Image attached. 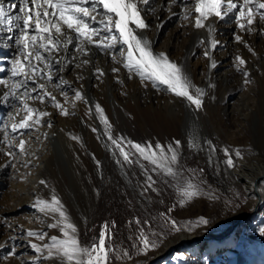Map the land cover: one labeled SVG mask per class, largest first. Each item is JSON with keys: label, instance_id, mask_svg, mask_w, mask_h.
<instances>
[{"label": "bare ground", "instance_id": "bare-ground-1", "mask_svg": "<svg viewBox=\"0 0 264 264\" xmlns=\"http://www.w3.org/2000/svg\"><path fill=\"white\" fill-rule=\"evenodd\" d=\"M2 2L7 6L11 3H17V0H2ZM168 4L169 0H150L148 5H140L142 14L150 28L139 34L152 42L155 52H166L171 59L184 66L194 84L207 93L203 97L204 106L200 110H196L187 101L176 98L166 91L153 88L150 83L146 87L141 83L138 76L133 75L129 79V73L122 64L113 63L110 55L98 52L94 48L90 49L94 52H91L92 55L94 54L93 56L81 57L77 55L76 59L68 64L63 72H54L56 77L54 83L59 84L60 89L67 93V100L65 96L61 95L60 90L53 89L51 84L48 85V88L53 91L57 100L68 109L70 114L63 116L51 104L29 101L32 106L51 113L49 117L43 119L50 121L52 126L48 127L47 124L37 126L32 129L30 135H25L23 138L28 141L26 154L18 155L12 159L9 166L5 167L4 165L8 164L10 158L0 153V189L5 182H10L12 187L9 198L0 203V244H5V247L0 248V264H32L35 257H39L36 264H56V261L40 256L31 247L33 241L26 235V230H33L29 222L37 220V216L40 215L38 208L34 205L37 198L42 199V189L47 190L50 196L49 200L54 190L55 195L64 204L70 219L76 223L79 230L78 218L85 222V213L87 212L85 208L92 204L91 198L99 193L98 188L93 185L95 181L92 182V175L87 162L91 161L95 166V173L101 178L109 175L107 169L110 158L125 174L126 167L122 165L123 158L119 156L118 150H115L114 154V146L108 140L105 134V126L95 110L97 103L104 109L105 115L112 125L113 137L123 136L126 139L141 143L159 141L164 145L180 140V159L184 151V142L181 138L176 137L175 124L179 121L187 147H189L190 138H194L199 145L194 148L190 147L192 153L205 154L212 165L223 170L230 180H233L237 185H243L245 192L255 197V200L250 204L252 210L264 204V161L255 160L256 162L250 165L242 164L240 166L233 157L235 167L229 168L223 152V149L227 147L226 144L219 147L205 122L207 117L205 104L209 107L208 113H210L219 99L224 105L222 108L223 119H226L230 124L234 121L233 117L240 115V111L245 108L242 100L233 102L237 85L229 87L230 91L222 99L221 94H215L214 87H209V85L215 86V78L220 70H225L224 73L229 71L228 77L236 75V68H231L235 62L234 57L236 55L242 57L246 51L243 52L244 44L235 42L234 34L241 35L245 41L249 34L260 45H264V31H262L264 30V22H258L253 26V31L247 33L241 31L234 23L235 13L229 14L223 20L211 17L205 21L206 25L214 28V38L220 42L215 51L211 52L212 58L217 62L216 68L213 69L210 67V60L203 55V52L209 47L207 27L195 29L191 20L185 21L172 15V13L182 11L179 6L169 8ZM158 25L161 26L158 27ZM9 35L14 37L15 33L9 34L0 31V69H4L0 72V79L10 75V61L18 54L15 40H9ZM201 39L205 40L204 45L200 44ZM161 40L163 44L158 46ZM221 48L225 50L216 54V51ZM82 59H89L91 62L77 68L75 65L80 63ZM97 67L104 72V75L99 79L96 78L95 73ZM113 67H118L120 71L113 73L111 70ZM60 77L67 81V84H61ZM118 81H122V83ZM77 90L83 94L84 101L74 99V93ZM3 91L4 89L0 87V95ZM109 105L110 111H108ZM173 106H177L175 111H173ZM9 111L15 112V109L11 105L0 104V126L3 125ZM125 116H128V119L129 117L133 118L136 125L144 131L146 134L144 139H135L124 124V127L119 125L120 118L124 119ZM240 116L244 117V121L247 118V115L241 114ZM19 118L17 117V119ZM257 120L255 119L253 123L254 134L258 129ZM114 122L119 128L118 136L114 132L116 125ZM160 127L169 131L172 139L159 138L155 134L156 132H153ZM93 128L97 131L93 132ZM13 135H18V133ZM215 136L219 139L220 134L217 132ZM72 137H78V139ZM2 139L3 136L0 135V140ZM207 141H211L215 145L216 151L210 152ZM122 146H125L127 150V145ZM13 151H17V149L14 148ZM117 159H120V164L116 162ZM96 161L100 162L99 166ZM41 180L46 181V186L40 183ZM20 214H24L22 216L28 218L19 219L17 217V219L16 216ZM244 220L245 218L241 217L236 224H234L235 221L230 222V230L218 235L183 236L174 244L168 245L161 253L155 255L151 261L161 257L169 249L179 244H181L180 249L191 247L198 251L204 247L222 244L228 236L232 235L231 231L238 227L237 224H242ZM79 235L80 230L78 231ZM242 241L243 239L239 237L234 242L242 245ZM13 248L15 249V256H7ZM174 251L172 250L169 255ZM250 252L251 264H264V247L260 249L252 247Z\"/></svg>", "mask_w": 264, "mask_h": 264}, {"label": "snow or ice", "instance_id": "snow-or-ice-1", "mask_svg": "<svg viewBox=\"0 0 264 264\" xmlns=\"http://www.w3.org/2000/svg\"><path fill=\"white\" fill-rule=\"evenodd\" d=\"M149 3L150 0H17V3L5 6L0 0V31L15 33L14 37L9 35L8 39H14L18 48V54L10 61V75L0 79V87L4 89L0 95V104L11 105L15 109V112L7 113L3 125L0 126V135L3 136L0 140V153L10 158L5 167L18 155L26 154L28 141L23 138L25 135H30L32 129L37 126L44 124L52 126L50 121L43 119L49 117L51 113L32 106L29 101L51 104L63 116L70 114L57 100L53 91L49 90L48 85L51 84L53 89L60 90L61 95L67 100V93L60 89L59 84L54 83L56 79L54 72H63L77 55L88 57L92 48L110 55L113 63L122 64L129 73V79L133 75L138 76L146 87L150 83L153 88L187 101L196 110L204 106L203 97L207 93L194 84L184 66L171 59L166 52H155L152 42L139 34L150 28L140 7L141 4ZM172 6H179L182 9L180 13L172 15L185 21L191 20L195 29L207 27L209 47L203 55L210 60V67L213 69L216 68L217 62L212 58L211 52L215 51L220 42L214 38V28L206 25L205 21L211 17L223 20L229 14L235 13L234 23L241 31L247 33H251L253 26L258 22H264V0H169L168 7ZM234 40L244 44L248 51L255 55L241 35L234 34ZM200 44L204 45L205 40L201 39ZM234 60L237 62L236 71L245 77L244 83H251L249 73L245 70L246 60L240 55H236ZM90 62L89 59H82L75 66L80 68L81 65H88ZM111 70L113 73L120 71L118 67ZM2 71L4 69H0V72ZM95 73L97 79L104 75L99 67L95 69ZM59 79L61 84H67L62 77ZM209 87L214 85L210 84ZM74 99L85 100L78 90L74 93ZM95 110L105 126L108 140L114 146V154L115 150H118L124 162L132 165L139 163L142 158L153 165V170H160L171 177L178 175L180 140L164 145L159 141L141 143L123 136L113 137L112 125L104 109L97 103ZM92 131L96 132L97 129L93 128ZM17 133L18 135H13ZM206 143L210 152L216 151L211 141ZM122 145H127V150ZM198 146L194 138L189 139V147ZM14 148L17 151H13ZM232 151L227 147L223 149L229 168L235 167ZM234 151L236 157L242 158L239 149ZM134 156L136 159H133ZM116 162L121 163L120 159ZM96 163L99 166L100 162ZM141 167L144 165L141 164ZM147 179L150 183L145 191L151 188L157 192L152 177L148 176ZM40 183L46 186V181L41 180ZM177 191L181 197L179 201L181 206L200 194L197 185L191 181L187 182L186 186L178 187ZM34 206L45 216L51 215L55 222L48 224V228L58 229L62 234L49 236L43 231L26 230L29 238L45 241L47 237L48 242L42 245L31 244L44 259L54 260L56 264H112L114 259L132 258L129 250L122 248L118 250L112 243L114 233L111 229H114L115 222H112L111 226L105 222L98 237L90 244H83L78 236V226L70 219L54 190L50 201L37 198ZM161 216L166 217V223L171 224V230L181 231L183 226H178V221L168 217L166 213H161ZM135 223L139 225L140 219L137 218ZM187 223L207 224L208 220L200 217L198 221ZM261 234L264 235V228L261 229ZM152 235L156 236L155 233ZM157 243V239H151L141 229L137 243L132 247L137 254H147L149 250L157 247ZM2 247H5V244H0V248ZM15 254L14 248L8 253L9 256ZM38 259L39 257L33 258L32 264H36Z\"/></svg>", "mask_w": 264, "mask_h": 264}, {"label": "rangeland", "instance_id": "rangeland-1", "mask_svg": "<svg viewBox=\"0 0 264 264\" xmlns=\"http://www.w3.org/2000/svg\"><path fill=\"white\" fill-rule=\"evenodd\" d=\"M247 37V44L251 48L253 47L255 55L245 47L243 52L246 51V53L242 54V58L246 60L245 70L249 73L251 83L245 84V77L240 72L236 71L235 76L228 77L229 71L224 73L225 70H220L216 75L213 89L215 94H221L222 99L230 91L229 87L237 85L233 102L242 100L245 108L240 111V115H247L246 120L244 121V117L240 115L233 117L235 122L233 121L231 124L223 119L222 108L224 105L220 99L216 101L210 113H208L209 107L205 104L207 110L205 122L211 135L219 147L226 144L227 148L233 150L232 155L240 166L242 164L250 165L258 160L264 161V45H260L249 34ZM161 44H163L162 40L158 46ZM224 50L223 48L218 49L216 54ZM91 52L93 51H90V55H92ZM236 63L234 62L231 68H234ZM176 109L177 106H173V111ZM110 110L109 105L108 111ZM125 117L124 119L120 118L119 125L121 127L125 125L135 139H144L146 134L136 125L133 118ZM255 119H258V129L254 134ZM114 124H116L114 132L118 136L119 128H117V123L114 122ZM175 128L177 130L176 137L181 138L184 142V151L178 164V175L175 177L168 176L160 170H153V165L142 158L139 163L129 166L123 161L122 165L126 167L124 174L110 158L107 169L109 175L101 178L95 173V166L91 161L87 162L92 182L95 181L93 185L98 188L99 193L93 197L94 200L91 198L90 206L84 205L87 211L85 222L78 218L80 241L83 244H90L95 237H98L105 222H108L110 226L112 222H115L114 229H111L114 233L112 243L118 250L121 248L129 250L132 253V258L114 259L112 264H149L155 255L183 236L218 235L230 230V222L235 221L234 224H236L239 218L244 217L243 223L237 224L238 227L231 231L232 235L228 236L224 243L204 247L199 251L191 247H184L172 252L157 264H251V248L264 247V235L261 234V229L264 228V204L252 210L250 204L255 200V197L247 194L243 185H237L233 180H230L223 170L212 165L205 154L192 153L190 147L185 144L183 129L179 121L176 122ZM153 132H156L155 134L159 138L172 139V135L163 127ZM217 132L220 134L219 139L215 136ZM236 149L241 151L242 158L235 156L234 150ZM133 159L136 157L134 156ZM141 164L144 165L143 168ZM148 176H151L155 181L153 186L158 189L157 192L152 191L151 188L145 191L150 183L147 179ZM7 177L6 179H8ZM189 181L197 185L200 194L181 206L179 203L181 197L177 189L180 186H186ZM44 190H41V198L49 200L50 196L47 190ZM0 191V203H3L12 192L10 182H5ZM161 213H166L168 217L178 221V226H183L181 231L171 230V224L166 223V217L161 216ZM22 215L24 214L17 215L16 218H28ZM37 217V220L29 222L33 230L46 232L49 236L61 235L58 229L48 228L47 225L54 222L51 215L45 216L40 212ZM200 217L207 219L208 223H193L191 225L187 223L198 221ZM137 218L141 221L139 225L135 223ZM130 221L132 223H129ZM141 229L151 239L158 240L157 247L149 250L147 254H137L132 247L137 243V236ZM153 233L156 236H153ZM239 237L243 239L242 245L234 242ZM29 239L33 243L41 245L48 242L47 237L45 241H39L34 237ZM7 256L9 255L7 254Z\"/></svg>", "mask_w": 264, "mask_h": 264}, {"label": "water", "instance_id": "water-1", "mask_svg": "<svg viewBox=\"0 0 264 264\" xmlns=\"http://www.w3.org/2000/svg\"><path fill=\"white\" fill-rule=\"evenodd\" d=\"M180 245H181V244H179V245L176 246V247H173L172 249H169L167 253H165V254L162 255L161 257H158L157 259L151 261L149 264H155L157 261L166 258V257L170 254V252H171L172 250H175V251L179 250V249H180Z\"/></svg>", "mask_w": 264, "mask_h": 264}]
</instances>
